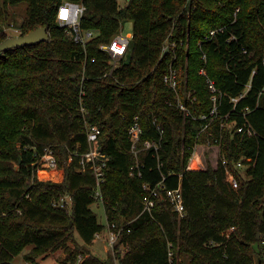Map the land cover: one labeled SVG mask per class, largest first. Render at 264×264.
Wrapping results in <instances>:
<instances>
[{
    "label": "trees",
    "instance_id": "16d2710c",
    "mask_svg": "<svg viewBox=\"0 0 264 264\" xmlns=\"http://www.w3.org/2000/svg\"><path fill=\"white\" fill-rule=\"evenodd\" d=\"M67 1L86 7L82 29L96 32L85 48L57 23ZM21 3L27 4L22 34L45 26L50 39L0 53V264H15L29 246L24 257L30 262L64 249L65 264H170V251L174 264H181V254L191 258L188 264H264V0H129L125 6L118 0H0V44L7 39L10 7ZM129 21V56L105 76L110 64L100 46ZM215 29L217 35L205 40ZM171 66L177 90L164 82ZM203 67L225 93L222 113L256 70L239 104L250 107L247 120L255 136L238 132L246 121L241 115L224 127L218 118L202 132L203 122L177 106L181 99L195 116L210 112ZM84 74L86 120L101 128L100 150L107 158L100 205L107 223L122 229L106 260L86 249L108 226L92 208L95 172L80 165L89 150L78 109ZM136 115L144 129L137 157L128 134ZM154 120L165 130L162 139ZM215 137H221L219 158ZM160 139L158 156L144 148L146 140ZM198 146L214 153L205 152L199 166L194 158L188 170ZM47 148L62 179L38 177L37 162ZM137 162L141 177L130 175ZM239 162L243 168H236ZM226 168L238 188L227 181ZM163 176L168 188L181 184L184 217L165 199L152 213L143 212V185L156 186ZM66 195L70 210L54 205Z\"/></svg>",
    "mask_w": 264,
    "mask_h": 264
},
{
    "label": "built area",
    "instance_id": "2783aa9c",
    "mask_svg": "<svg viewBox=\"0 0 264 264\" xmlns=\"http://www.w3.org/2000/svg\"><path fill=\"white\" fill-rule=\"evenodd\" d=\"M86 7L83 4L74 3V2H65L63 3L59 9L57 14V23L64 27L69 35L77 42L83 45L85 48L87 44L96 36L95 31H86L82 29L81 26V19L84 15ZM123 24L119 32L113 37V39L109 43L102 44L100 46V50L104 51L108 55V61L110 64L109 71L105 74V76H111L116 69H118L122 63L127 59L130 53V45L133 38L132 33H124L122 30ZM219 29L211 30L210 34L207 35L204 39L210 40L213 39ZM7 38H13L17 36H22V28L19 27H12L10 32L6 33ZM203 58L206 60V54L203 55ZM96 59H93L95 61ZM87 60H85L86 65ZM86 67V66H85ZM256 73V70H253L252 77L248 84L246 85L245 89L237 96L229 97L228 103L231 105L229 110L225 113L221 112L222 107L224 106L223 93L218 87L214 79H212L205 67L201 68L200 74L206 77V83L210 89L211 93V101H212V109L210 112L203 113L199 116H195L192 114L191 110L189 109L188 104L179 99L177 106L183 111V113L192 120H200L203 122L202 124V132H206L210 129V127L214 124L216 119L221 120V127H224L229 119L235 115L243 116L246 121L243 125L239 126L238 132L244 133L248 136H255L256 132L253 127L249 124L247 120V113L251 110L249 106L241 107L239 106L240 102L245 100L248 97L249 91L252 86V79L253 75ZM85 74L82 79L81 90L78 96V109L82 113L85 122L86 128L88 131V141H89V150L82 156L80 160V165L83 169L93 170L97 177V192H96V201L97 203L103 202L102 197V185L106 181L105 179V168L107 167V158L106 154L102 153L100 150V134L101 128L97 125L91 124L86 120L87 114V106L85 103V99L87 96V91L85 89V82L88 80ZM164 82L174 90L178 89V73L177 70L171 66L169 71L164 75ZM264 92V88H263ZM156 124L157 131L159 132L161 139L165 133L164 128L157 123V120H154ZM144 133V129L141 123V117L136 115L133 119L131 126L129 127V137L131 140V151L137 157L140 151L139 144L141 143L142 136ZM209 136H214L213 133H209ZM161 139L160 140H146L144 142L145 149H153L154 154L158 156L159 148L161 146ZM215 145L212 146L213 148L217 149V157H220V144H221V137L214 138ZM199 147V146H198ZM198 154L197 148L194 152L193 156L190 159V163L187 167L188 170L193 169L191 167V162L196 158ZM201 162L198 161L197 166L200 165ZM223 163L226 164V160H223ZM161 164H159V167ZM38 174L41 170H48V171H59L57 160L55 154L51 148L45 149V153L41 156L39 161L37 162ZM142 168L143 165L137 162L136 165L131 167L130 175L131 176H142ZM236 168H243L242 162L236 164ZM227 172V181L231 183L234 188L239 187V181L236 178L235 173L226 168ZM39 177V175H38ZM168 177L163 176L161 182H159L156 186H150L148 183L143 185L144 188V199L143 205L144 209L143 212L152 213L154 208L157 206L159 200H168L172 205L174 210L179 214L180 217H184L186 213L185 204H184V197L181 188V184L177 188H168L167 184ZM55 206H59L66 209H71L72 205V198L70 195H66L62 197L59 201L54 203ZM107 231H108V238L112 247V250L115 248V244L118 241L120 233L122 229L119 230L116 223H107ZM234 228H231L229 231H233ZM96 236H100L97 234ZM169 261L170 264H174V253L172 251L169 252ZM78 261L76 264H79Z\"/></svg>",
    "mask_w": 264,
    "mask_h": 264
},
{
    "label": "rangeland",
    "instance_id": "374dc122",
    "mask_svg": "<svg viewBox=\"0 0 264 264\" xmlns=\"http://www.w3.org/2000/svg\"><path fill=\"white\" fill-rule=\"evenodd\" d=\"M118 1H119L120 6H125L129 2V0H118ZM26 10H27L26 3H21L15 7H10V11L12 13V16H11L12 20H11V23L4 28L5 33L10 32L12 27L16 28L21 25L25 17V14H26ZM122 30L124 33L133 34V23L130 21L124 23ZM208 148L209 147L207 146L197 147L198 154L196 157L199 158V162H202V160L205 159V157H207L204 155L205 152L208 156H210V153L211 154L214 153V150L208 151L209 150ZM38 175L40 179L45 180V181H48V180L50 181V180L62 179L64 174L62 170L52 172V171L43 169L39 172ZM92 208L95 211V213L98 215L99 221L102 224L106 225L107 219H106L103 206L100 205V203L99 204L97 203V204H94ZM76 237H77L78 242L82 245L83 242L77 233H76ZM69 244L70 246H73L72 243H69ZM31 249H32V246H29L24 250L23 253L16 256L14 263L15 264H65L66 254H65L64 249H60L56 252L49 253L46 256L37 257L34 262H30L25 259L24 255L29 253ZM86 249L90 251L93 255L100 257L102 260H106L110 252L113 251L109 238H108V231L104 230L102 233H100L99 237L96 236L93 244L86 246ZM190 260L191 258L189 256H185L184 254H181L178 259V261L181 264H188Z\"/></svg>",
    "mask_w": 264,
    "mask_h": 264
},
{
    "label": "water",
    "instance_id": "95a60500",
    "mask_svg": "<svg viewBox=\"0 0 264 264\" xmlns=\"http://www.w3.org/2000/svg\"><path fill=\"white\" fill-rule=\"evenodd\" d=\"M50 35L47 27H40L34 31H31L27 35L7 38L3 43L0 44V53H4L10 49H14L21 46L34 45L42 41H48ZM169 51L167 49L166 53ZM165 53V55H166Z\"/></svg>",
    "mask_w": 264,
    "mask_h": 264
}]
</instances>
